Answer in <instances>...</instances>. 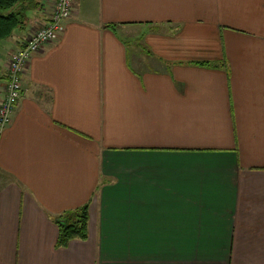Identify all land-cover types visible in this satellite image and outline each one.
<instances>
[{
  "label": "crops",
  "instance_id": "1",
  "mask_svg": "<svg viewBox=\"0 0 264 264\" xmlns=\"http://www.w3.org/2000/svg\"><path fill=\"white\" fill-rule=\"evenodd\" d=\"M0 264H264V0H74L0 137Z\"/></svg>",
  "mask_w": 264,
  "mask_h": 264
},
{
  "label": "built area",
  "instance_id": "2",
  "mask_svg": "<svg viewBox=\"0 0 264 264\" xmlns=\"http://www.w3.org/2000/svg\"><path fill=\"white\" fill-rule=\"evenodd\" d=\"M74 0H56L47 21L25 36L22 46L7 64L4 97L0 102V137L11 122L17 102L22 95V79L34 54L62 36L71 15Z\"/></svg>",
  "mask_w": 264,
  "mask_h": 264
},
{
  "label": "trees",
  "instance_id": "3",
  "mask_svg": "<svg viewBox=\"0 0 264 264\" xmlns=\"http://www.w3.org/2000/svg\"><path fill=\"white\" fill-rule=\"evenodd\" d=\"M39 0H0V41L9 38L13 31L26 23L25 13L35 10ZM59 233L56 246L65 248L73 240L85 241L88 238V207L67 213L56 221Z\"/></svg>",
  "mask_w": 264,
  "mask_h": 264
},
{
  "label": "rangeland",
  "instance_id": "4",
  "mask_svg": "<svg viewBox=\"0 0 264 264\" xmlns=\"http://www.w3.org/2000/svg\"><path fill=\"white\" fill-rule=\"evenodd\" d=\"M4 93V92H3ZM3 97H4V94H3Z\"/></svg>",
  "mask_w": 264,
  "mask_h": 264
}]
</instances>
